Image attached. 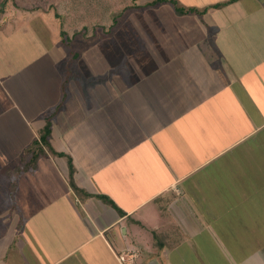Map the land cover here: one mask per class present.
Here are the masks:
<instances>
[{"label":"crops","instance_id":"crops-1","mask_svg":"<svg viewBox=\"0 0 264 264\" xmlns=\"http://www.w3.org/2000/svg\"><path fill=\"white\" fill-rule=\"evenodd\" d=\"M171 18L130 52L0 29V264H264V0ZM49 118L63 156L15 172Z\"/></svg>","mask_w":264,"mask_h":264},{"label":"rangeland","instance_id":"rangeland-1","mask_svg":"<svg viewBox=\"0 0 264 264\" xmlns=\"http://www.w3.org/2000/svg\"><path fill=\"white\" fill-rule=\"evenodd\" d=\"M201 1L203 4L196 0H178L180 6L197 3L195 5L202 7L215 2L223 3L221 0ZM187 2L193 3L187 4ZM147 3V0H0V29H5V26L17 28L21 24L28 23L34 27V30L41 31L42 35H40L44 38L45 43L50 40L59 42V45L66 47L69 54H72L74 49L79 47L81 49L89 45L95 46L93 44H97V46L110 45L111 49L120 44L123 48L122 52H130L134 48L140 49L139 31L152 30L155 21L162 28L166 27L168 30L186 27L183 23H172L171 14L174 10L172 4L159 5L155 9L145 7ZM119 13L121 15L118 24L122 25L123 31L118 25L114 28L112 26L113 16ZM10 15L11 17H9ZM186 20L191 22V19ZM187 21L184 23H188ZM111 29L118 31L109 37L108 42H99L101 38L109 34V31H112ZM131 29H135L134 33L127 34ZM115 51L111 52L110 58L114 57ZM91 53V61L92 59L95 61L94 58H99L96 48ZM137 55H140V52ZM118 59L121 60L119 57ZM146 59L148 60L149 57ZM140 60L142 62L143 57H140ZM64 63L66 62L62 63L63 66ZM81 64H84V61ZM241 215L239 214V216ZM257 219L259 227V218ZM237 226L239 227V225ZM248 227L246 225L245 230L240 229L237 233H240V236H244L246 233L245 237L247 238L251 235L252 240L259 238L258 234H262L261 237H264L263 229L253 230L254 228L251 227L250 230ZM174 232L176 233V230ZM245 247L255 251L258 244H247ZM193 261L197 264L196 259Z\"/></svg>","mask_w":264,"mask_h":264},{"label":"trees","instance_id":"trees-1","mask_svg":"<svg viewBox=\"0 0 264 264\" xmlns=\"http://www.w3.org/2000/svg\"><path fill=\"white\" fill-rule=\"evenodd\" d=\"M237 1L238 0H228V1L223 2V3H218V4H215V5H212L209 8H206L204 10H200V9H198L196 7L187 8V7H184V6H180L177 0H154V1L150 2V3H147L145 7H154V6L158 5V4L170 3V4H172L175 7L176 13L178 15H180V16L188 15V14L204 15L210 9H220V8H223V7L227 6V5L235 3ZM120 15H121V13L115 14L113 16V25H112L113 28L118 25V20L120 18L119 17ZM51 127H52L51 119L49 118L47 120V124L45 125V127L43 128V130L40 133V137L33 141V143L27 148V150L25 152V155H23V157H22V163H23L22 167L16 168L14 170L15 172L34 171L37 168L38 160L42 156L46 155L48 152L54 153L55 155H58V156H63V154L56 153L52 149V146L50 144V137H51V131H52ZM74 175H75V169H74V166H73L71 160H69V178H70V182L73 185V187L76 188V186L74 184ZM101 198L106 200V201H110L105 196H101Z\"/></svg>","mask_w":264,"mask_h":264},{"label":"built area","instance_id":"built-area-1","mask_svg":"<svg viewBox=\"0 0 264 264\" xmlns=\"http://www.w3.org/2000/svg\"><path fill=\"white\" fill-rule=\"evenodd\" d=\"M121 260H122V261H125V258H124V257H121Z\"/></svg>","mask_w":264,"mask_h":264}]
</instances>
